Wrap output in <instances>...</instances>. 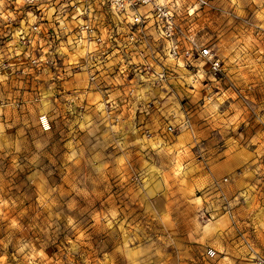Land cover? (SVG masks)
I'll return each instance as SVG.
<instances>
[{"label":"rangeland","instance_id":"rangeland-1","mask_svg":"<svg viewBox=\"0 0 264 264\" xmlns=\"http://www.w3.org/2000/svg\"><path fill=\"white\" fill-rule=\"evenodd\" d=\"M209 2L192 24L219 73L199 63L192 75L167 60L153 81L132 69L145 60L138 49L120 50L96 64L117 102L110 113L86 70L67 64L85 51L69 41L77 3H9L0 63L22 52L11 32L35 19L46 60L34 76L0 67V264H252L264 256L256 247L264 241V0ZM99 9V20L115 19ZM72 90L79 98L68 100ZM224 157L236 165L220 173ZM222 176L226 213L210 210L211 180Z\"/></svg>","mask_w":264,"mask_h":264},{"label":"built area","instance_id":"built-area-1","mask_svg":"<svg viewBox=\"0 0 264 264\" xmlns=\"http://www.w3.org/2000/svg\"><path fill=\"white\" fill-rule=\"evenodd\" d=\"M17 1L30 7L50 0H0V24L5 26L11 23L13 16L9 3ZM70 2L77 4L74 6L75 23L70 29L69 41L71 45H84L85 51L67 64L70 70L75 68L86 70V81L92 90L99 93L98 101L106 113L115 109L117 102L109 96L111 85H106L98 76L99 68L96 64L102 61L103 66L106 59L120 50L125 54L128 50L138 49V55L145 56V60L132 62V69L137 73H147L153 81L164 78L166 72L164 64L167 60L184 69L192 70V75L198 72L199 63H205V69L211 76L221 70L218 56L208 44L199 39L192 24L193 13L197 8L212 6L209 0H70ZM99 8L107 9L115 19L104 22L103 19L99 20L98 15L101 14ZM42 33L40 19L31 21L26 27L16 26L10 35L14 34L16 42L22 47V52L13 57V62L4 59L0 63L1 69L14 65V73L31 76L38 74L46 60H42L36 52L40 47ZM89 46H92L91 49H88ZM79 94L76 90L68 92V100L79 98ZM83 105L84 100L80 99L77 106L81 108ZM260 121L264 127V118H260ZM39 122L42 128L48 127L44 115L39 116ZM164 129L172 133L175 127L165 124ZM143 132L148 137L152 134L147 128H144ZM262 148L264 149V144ZM226 180V176L212 179L211 189L220 201L221 208L229 212L228 201L222 188ZM206 253L212 255L214 250L207 248ZM252 264H264V256L253 255Z\"/></svg>","mask_w":264,"mask_h":264},{"label":"crops","instance_id":"crops-1","mask_svg":"<svg viewBox=\"0 0 264 264\" xmlns=\"http://www.w3.org/2000/svg\"><path fill=\"white\" fill-rule=\"evenodd\" d=\"M234 162L235 161L233 159H230V158H228V159H226V157L221 158L220 160L217 161V165H216L217 171H219L220 173L230 171L236 165ZM225 192H226V190H225ZM225 195H226V193H225ZM213 201L214 202L212 203L210 210H212L214 212L226 213V210H223L221 208V203L217 198ZM256 247L258 248V250L260 252H262L264 254V241L261 240L260 244L256 243Z\"/></svg>","mask_w":264,"mask_h":264}]
</instances>
